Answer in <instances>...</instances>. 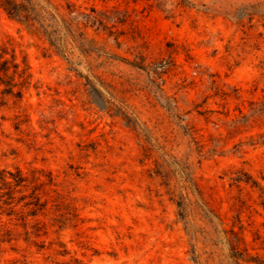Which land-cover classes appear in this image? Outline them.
<instances>
[{"label":"rangeland","instance_id":"374dc122","mask_svg":"<svg viewBox=\"0 0 264 264\" xmlns=\"http://www.w3.org/2000/svg\"><path fill=\"white\" fill-rule=\"evenodd\" d=\"M56 2L61 50L0 7V168L47 202L0 182V264H264V0Z\"/></svg>","mask_w":264,"mask_h":264},{"label":"trees","instance_id":"16d2710c","mask_svg":"<svg viewBox=\"0 0 264 264\" xmlns=\"http://www.w3.org/2000/svg\"><path fill=\"white\" fill-rule=\"evenodd\" d=\"M70 9L74 11L76 8L71 1H67ZM61 2H56V0H0V7H2L10 17L17 20L23 24L31 33L45 35L51 42V45L61 50V43L59 38L56 36V31L52 29V23L50 22L51 18L54 17L58 20V17L63 18L64 15L61 12ZM93 11L97 12L96 8H93ZM101 11H98V13ZM105 14V12H101ZM100 20V19H99ZM3 54L0 55V84L7 83L11 92H14L15 83L8 82L7 77L15 78V75L19 74L20 76L28 79L31 75L29 68L30 64L25 60L24 64L17 60V54L13 51L11 58L5 57L4 54L8 53L7 47L3 50ZM11 68H13V74H11ZM14 76V77H13ZM19 95L22 96V90H19ZM15 93V92H14ZM257 112H264V104L256 109ZM40 180L39 176L33 175L30 178L27 174L24 173L21 167H17L15 171H11L5 168H0V182L4 187L8 188L9 198H15L16 192L26 191L32 187L31 197L29 201H26L25 205L30 206L28 214L36 216L39 211L45 210L47 202L42 201L40 195V188L45 183L44 181L31 184ZM4 193L0 194L3 196ZM27 193H22L20 198L27 197ZM6 203L12 204L13 200H5ZM14 211L15 209L12 208ZM9 214L14 212L10 211ZM39 223V222H38ZM28 222L25 221V225ZM236 236V240H232V253L230 255L231 262L229 264H244L245 262H250L252 259L251 255L247 256L240 246V241L243 236H240L236 231L233 230Z\"/></svg>","mask_w":264,"mask_h":264}]
</instances>
